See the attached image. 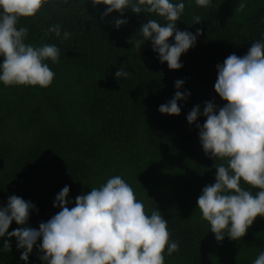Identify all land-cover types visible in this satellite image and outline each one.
<instances>
[{
	"label": "trees",
	"instance_id": "obj_1",
	"mask_svg": "<svg viewBox=\"0 0 264 264\" xmlns=\"http://www.w3.org/2000/svg\"><path fill=\"white\" fill-rule=\"evenodd\" d=\"M238 2L212 0L200 8L185 0L177 27L193 34L199 28L201 34L180 56L178 70L160 63L150 42L139 44L140 25L157 19L151 15L125 11L119 18L127 23L116 29L111 23L115 11L101 20L104 5L71 0L20 18L17 27L28 29L25 42L55 44L59 57L55 64L47 61L55 75L46 88L0 85V206L9 195L30 201L35 209L27 226L37 228L59 211L52 203L65 185L67 199L74 202L119 175L146 213L161 212L170 240L178 241V250L165 255L164 264H252L264 250V218L256 217L238 241H215L195 204L201 189L214 182L220 161L204 155L195 125L186 122L194 105L201 110L206 101L223 105L213 91L215 65L230 54H246L264 33V0H246L243 10ZM193 16L201 22L192 25ZM54 24L70 37L45 36ZM121 65L130 74L115 80ZM178 79L184 81L181 91L190 95L178 101L179 115L160 114L158 106L171 99ZM203 121L198 117L196 123ZM17 227L12 222L8 231ZM9 243V252L0 250V264H23L14 238ZM28 264H42L35 246Z\"/></svg>",
	"mask_w": 264,
	"mask_h": 264
},
{
	"label": "clouds",
	"instance_id": "obj_2",
	"mask_svg": "<svg viewBox=\"0 0 264 264\" xmlns=\"http://www.w3.org/2000/svg\"><path fill=\"white\" fill-rule=\"evenodd\" d=\"M86 2V0H85ZM95 8L104 5L100 18L118 13L112 26L119 29L127 23L121 19L125 11L154 16L139 27L140 46L150 42L151 51L169 70L183 65L179 58L195 46L200 29L195 34L180 30L185 0H87ZM207 8L212 0H192ZM71 0H0V85L50 86L54 78L47 61L58 62L59 49L55 44L26 43L28 29L17 27L20 18L35 16L43 6L70 5ZM246 0H239L243 10ZM192 17V25L199 24ZM66 40L68 31L54 24L45 31ZM171 38V39H170ZM139 46V48H140ZM213 91L223 101L216 107L212 101L194 105L186 114L189 126L195 125L200 147L205 156L219 160L215 166L214 182L205 185L196 199L195 210L205 221L215 241L225 237L240 240L256 217L264 218V33L253 42L246 54L228 55L215 65ZM129 71L121 65L114 79L127 78ZM184 81H174V94L158 106L160 114L177 116L190 95L183 90ZM203 117L202 124L196 123ZM247 185L248 187H242ZM251 189H256L255 193ZM68 185L54 197L52 207L59 211L37 228L27 226L29 214L35 209L30 201L9 195L0 206V238L2 250H11L9 238H14L19 260L28 264L36 247L42 264H164L165 255L179 248L170 240L167 220L157 208L150 214L137 200L132 188L119 175L108 178L87 194L67 199ZM68 207L67 205H73ZM18 226L8 231L10 223ZM39 240V244L37 241ZM252 264H264V250L259 251Z\"/></svg>",
	"mask_w": 264,
	"mask_h": 264
}]
</instances>
